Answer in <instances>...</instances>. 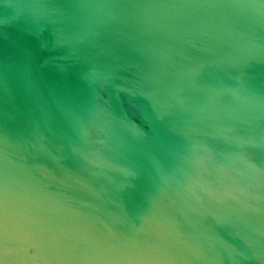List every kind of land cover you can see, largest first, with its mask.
Here are the masks:
<instances>
[{
    "label": "clouds",
    "instance_id": "9594fccd",
    "mask_svg": "<svg viewBox=\"0 0 264 264\" xmlns=\"http://www.w3.org/2000/svg\"><path fill=\"white\" fill-rule=\"evenodd\" d=\"M0 264H264V0H0Z\"/></svg>",
    "mask_w": 264,
    "mask_h": 264
},
{
    "label": "water",
    "instance_id": "95a60500",
    "mask_svg": "<svg viewBox=\"0 0 264 264\" xmlns=\"http://www.w3.org/2000/svg\"><path fill=\"white\" fill-rule=\"evenodd\" d=\"M10 70L5 68L3 64H0V73H8Z\"/></svg>",
    "mask_w": 264,
    "mask_h": 264
}]
</instances>
